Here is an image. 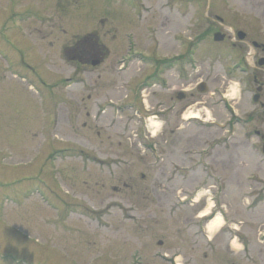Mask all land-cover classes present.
<instances>
[{
  "label": "rangeland",
  "instance_id": "rangeland-1",
  "mask_svg": "<svg viewBox=\"0 0 264 264\" xmlns=\"http://www.w3.org/2000/svg\"><path fill=\"white\" fill-rule=\"evenodd\" d=\"M250 41L264 0H0V264H264Z\"/></svg>",
  "mask_w": 264,
  "mask_h": 264
},
{
  "label": "flooded vegetation",
  "instance_id": "flooded-vegetation-1",
  "mask_svg": "<svg viewBox=\"0 0 264 264\" xmlns=\"http://www.w3.org/2000/svg\"><path fill=\"white\" fill-rule=\"evenodd\" d=\"M220 23H222V19H219ZM217 30L215 29L214 32H216ZM213 32V33H214ZM220 32V31H219ZM222 33V32H221ZM224 34V38H225V33ZM251 45L253 46V48L255 49V51H257L258 49L261 51V52H264V44L263 43H258L256 41H250ZM190 53V52H188ZM256 54V52H254V55ZM253 59V57H252ZM159 59H154L153 58V61L157 64V62H160L162 65L161 67H164L163 69L166 71H168L170 68V64L171 65H174V63L178 64L180 66V69H182L184 67V64L186 61L188 62H192V59L190 57H186V56H182L181 54H177L175 56H173L172 58L168 59H161V61H157ZM165 60V61H163ZM254 61V60H253ZM94 61H91L90 63H92ZM256 67L258 68H264V56H261L259 58H256V60L254 61V65H250V68L252 69V74L249 76V78L247 79V84L249 85L250 82L253 84V86L255 87L254 88V91L253 93L251 94L250 96V100L251 102L254 104V105H258V108H263L264 107V102H262L261 98L263 97L264 95V82L262 81V78L260 77V75L254 70ZM183 73L181 74V77H183L185 75V72H184V69L182 71ZM203 86V87H202ZM201 88L203 89H207V85L206 83H202V82H199L196 84V87L195 89L199 92H201ZM185 91V90H183ZM191 93H189L190 95ZM177 97L178 99H184L185 98V94L182 93V92H178L177 93ZM263 110H261L262 112ZM258 111H256V115L252 114L251 115V119L249 121H254L255 122L258 120L257 116H258ZM247 118H249V116H247ZM253 134L257 136V138H261L263 139V135L261 134L260 135V131L259 129H254L253 131Z\"/></svg>",
  "mask_w": 264,
  "mask_h": 264
},
{
  "label": "clouds",
  "instance_id": "clouds-1",
  "mask_svg": "<svg viewBox=\"0 0 264 264\" xmlns=\"http://www.w3.org/2000/svg\"><path fill=\"white\" fill-rule=\"evenodd\" d=\"M227 31L229 33H232L234 36V30L232 28H228ZM255 52V49L249 45V51L245 56L246 61L250 64V65H254V61L252 59L253 53ZM238 91H239V84L238 82H231L229 87L227 88L226 92H225V97L229 100H235L238 96ZM145 103H147V101H145ZM209 119H213V117L211 116V114H209ZM163 126V121H159V122H155V123H151L150 122V127L151 129H153L151 131V135L155 136L157 134V132L162 128ZM217 225H222L223 224V220L220 217H217L216 220ZM233 246H236V241L235 239H233L232 241ZM165 255H169L168 253H165ZM174 264H184V257L183 255H176L174 257Z\"/></svg>",
  "mask_w": 264,
  "mask_h": 264
},
{
  "label": "bare ground",
  "instance_id": "bare-ground-1",
  "mask_svg": "<svg viewBox=\"0 0 264 264\" xmlns=\"http://www.w3.org/2000/svg\"><path fill=\"white\" fill-rule=\"evenodd\" d=\"M199 116H198V114L197 113H192L189 117H188V119L189 118H198ZM207 211L206 212H203V214L202 215H200L201 217H204V216H206L207 215ZM217 217H219V215L218 216H215L214 218H212L209 222H208V230L210 231V233H213L218 227L217 226H219V225H217V223H216V220H217Z\"/></svg>",
  "mask_w": 264,
  "mask_h": 264
},
{
  "label": "water",
  "instance_id": "water-1",
  "mask_svg": "<svg viewBox=\"0 0 264 264\" xmlns=\"http://www.w3.org/2000/svg\"><path fill=\"white\" fill-rule=\"evenodd\" d=\"M223 37H224L223 34L217 32V33L214 34L213 39H214L215 41H221V40L223 39ZM238 37H239L240 39H242V38L244 37V33H242V32H238ZM92 63L95 64V62H92ZM200 90L203 91L204 89L201 88ZM262 153L264 154V145H263V147H262Z\"/></svg>",
  "mask_w": 264,
  "mask_h": 264
}]
</instances>
